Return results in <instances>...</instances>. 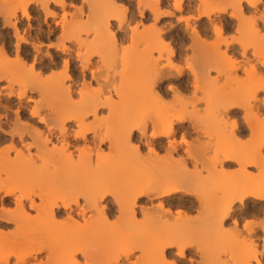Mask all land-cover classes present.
Wrapping results in <instances>:
<instances>
[{
	"label": "bare ground",
	"instance_id": "obj_1",
	"mask_svg": "<svg viewBox=\"0 0 264 264\" xmlns=\"http://www.w3.org/2000/svg\"><path fill=\"white\" fill-rule=\"evenodd\" d=\"M15 1L16 5L12 6ZM15 1L0 0L1 26L12 31L14 40L11 48L7 31H0V38L5 41L0 45V145L9 144L0 151V226L11 220L19 234L16 237V232L10 231L12 235L15 233L14 239L10 233V237L0 236V264H30L44 251L51 254L49 261L45 258L48 264H165L180 259L176 256L178 251L184 253L188 264H247L253 255L250 244L254 241L242 242L231 231L233 225L230 229L225 225L231 218L227 209L236 197L245 191L259 194L264 180L263 145L236 143L246 131L250 143L260 139L259 132L254 131L255 125H250L246 118L244 128L233 121L224 133L229 145L219 146L217 150H212L211 144L208 146L212 149L200 145L195 150L193 144H184L183 149L177 135L184 139L193 131L195 137L212 139L217 136V126H225L230 116H238L235 110L251 113L260 104L264 106V100L258 99V93L264 88L261 82L258 86L262 88L255 86L257 80L254 85L251 83L253 87L250 86L246 98L235 96L231 91L232 94L221 96L217 102L214 98L215 105L211 102L214 100L210 92L214 94L218 88L214 84L221 80L220 75L225 71L221 76L232 79L245 66L235 61L233 64L229 58L233 66L221 72L219 66L218 70L210 63L213 59L216 63L218 57L225 60L226 52L232 53L233 45H238L236 38L224 37L216 48L212 45L214 51L207 49L204 40L209 29L218 39L234 28L237 36L241 35L239 38L246 35L239 55L247 65L246 48L253 51L257 45L253 52L257 55L260 46L256 42L262 44L260 41L264 40L256 27L258 10L244 13L236 7L238 0H195V6L189 0H172L170 5L167 0H133L140 21H153L148 29L139 31L138 24L142 23L136 22L132 0H97L100 7L95 6L100 9L91 6L86 15L76 13L68 19L62 14L54 27L49 26L50 20L56 17V12L48 8L49 0ZM49 2L62 9L65 4L60 0ZM252 2L258 3V0ZM120 5L125 8L122 7L123 13ZM128 5L131 16L126 21ZM193 7L196 22L205 20L200 22L199 30L189 25L190 16H183L190 15ZM37 8L43 14L44 31L34 30L30 25L31 13ZM164 8L171 10L164 13ZM250 13L253 15L246 19ZM226 15L228 20L223 21L221 17ZM168 19L183 22L192 45L202 50L198 61L203 65L202 71L200 76L192 75L190 86L182 78V65L177 64L183 55L184 40L178 26L170 22L164 28L157 27ZM56 27H59L58 43H54V52L49 54L38 40L47 42L55 37ZM126 40L129 45L120 49L118 43ZM65 42L70 46L64 45ZM220 45L225 49L222 53ZM259 53L262 57L258 63L264 67L262 51ZM216 55L219 56L216 58ZM59 66L65 71L71 69V75L64 79L52 76L53 81L48 79L51 84L40 81L43 73ZM248 66L254 74L255 67L250 69L249 63ZM212 70L215 76H211ZM28 73L32 76L28 77ZM78 81L86 92L75 90ZM93 84L100 88L90 90ZM182 92L189 97H181ZM200 92L203 95L198 96ZM170 93L173 103L167 101L170 104L167 107L165 101ZM32 94L39 100L31 99ZM51 95L55 101H48V105L45 100L46 97L51 100ZM201 105L203 112L207 109L206 115L201 112L205 118L199 115L201 110L197 106ZM40 107L46 108L45 114ZM187 109L191 111L187 112L190 116L183 114ZM102 113H106L104 118ZM209 117L213 118L212 123ZM107 120H110L108 125ZM149 127L157 133L155 137L148 131ZM209 149L214 152L210 150V153ZM119 153L123 159L118 164L114 154ZM122 154L126 155L125 159ZM231 168L232 172L226 170ZM251 168L256 172H249ZM251 202L255 206L259 200ZM11 203L12 212L3 209V205ZM31 212L35 213L34 217ZM189 213L196 215L191 218L187 216ZM34 220L39 222L38 232L31 228ZM48 231L57 238L55 241L50 239ZM5 242L9 244H2ZM79 243L85 246L77 248ZM131 258L133 261L128 262Z\"/></svg>",
	"mask_w": 264,
	"mask_h": 264
},
{
	"label": "rangeland",
	"instance_id": "obj_2",
	"mask_svg": "<svg viewBox=\"0 0 264 264\" xmlns=\"http://www.w3.org/2000/svg\"><path fill=\"white\" fill-rule=\"evenodd\" d=\"M8 1V0H7ZM10 1V3H12L11 1H15V0H9ZM18 1V0H17ZM34 1H42V0H34ZM44 1H47V0H44ZM49 1H51V0H49ZM48 1V8H49V10L51 11V12H56V17L53 19V20H50L51 22H50V24H49V26L50 27H52V25H53V27L55 26V24L57 23V21L59 22V18L61 17V15L62 14H64L66 17H67V19L71 16V15H74V14H79V13H83L84 15H86L89 11H91V10H88L89 8L90 9H92V7L91 6H94V7H96V8H99L100 6L98 5V1L97 0H88L87 2L85 1V0H60V1H64L63 3H65V4H63L64 5V7H63V9L61 8V7H59V5L58 6H56V5H54V4H52V3H54V1H52V3L51 2H49ZM97 1V2H96ZM101 1V0H100ZM99 1V2H100ZM171 1L172 0H167V3L170 5L171 4ZM188 1V0H187ZM190 2H192V5L193 6H195L196 4V1L195 0H189ZM57 2V1H56ZM86 2V3H85ZM170 2V3H169ZM15 3H17L16 1L14 2V3H12L11 5L12 6H15L16 4ZM91 3V4H90ZM93 3V4H92ZM95 3H97V4H95ZM14 4V5H13ZM100 4V3H99ZM168 4H167V6H168ZM95 5H98L99 7H97V6H95ZM133 5V6H132ZM88 6V7H87ZM135 1H131V9L133 8L134 9V15H135V18H136V22H139L140 21V19H139V17H138V15L136 14V10H135ZM213 6V5H212ZM211 5H210V7H212ZM80 7V8H79ZM120 12L121 13H123L124 12V10H125V8H124V6H121L120 5ZM122 7L124 8V10L122 11ZM96 8H93V9H96ZM194 9L193 10H191V11H193V12H191L190 13V15H189V13L188 14H185V15H183V14H181L180 16H187V17H189V18H191V20H190V23H189V25L191 26V25H193V27L192 28H195L196 30H199V28H200V25L199 24H201V23H203L205 20L203 19L202 21L200 20V21H198V22H196V20L197 19H195V16H196V12H195V7H193ZM213 8V7H212ZM211 8V9H212ZM100 9V8H99ZM99 9H96V10H99ZM81 10V11H80ZM86 10H88V11H86ZM169 10H171V9H169ZM168 9H166V8H164L163 9V11L162 12H168L169 11ZM79 11V12H78ZM83 11V12H82ZM93 11V10H92ZM62 12V13H61ZM229 12V11H228ZM60 14V15H59ZM125 14V13H124ZM192 14V15H191ZM260 14V13H259ZM70 15V16H69ZM248 15H250V16H248ZM251 15H253V14H247V17H251ZM31 16H32V20H31V26L33 27V29L34 30H37V28L39 29H41L42 28V30L44 31V30H46V27H45V25L43 24V14H42V12H41V10L39 9V8H37L36 10H33V12L31 13ZM130 16H131V13H130V7H129V5L127 6V10H126V14H125V19H126V21H128V20H130ZM186 18V17H185ZM222 18V20L223 21H226V19L228 20V17H227V15L226 16H222L221 17ZM256 19V18H255ZM175 19H168L165 23H161V24H159V25H157V27L158 28H164V26H167L170 22H171V24L173 23H175L174 24V26H178V30L181 32V36L184 38V40H183V42H182V44H181V48H182V51H183V55H182V57L179 59L180 61H178V63L177 64H179L180 66H181V68L184 70V75H183V80L184 81H188V84H189V86H190V84H191V82H192V79H193V77H192V75L194 76H200V75H198V74H200L201 73V71L202 70H200V69H202V63L201 64H199L200 62H198L199 61V56L201 55L200 53L202 52V50L200 49L199 50V48H197L196 46H193L192 45V43L190 42V37L188 36V33L186 32V30H185V25H184V23L182 22H176V20L174 21ZM195 20V21H194ZM257 21V20H256ZM56 22V23H55ZM142 24H141V26H140V23L138 24V28H139V31H142L143 30V28H147L148 29V27H150L151 25H153V21H151V20H141L140 21ZM201 22V23H200ZM260 22H262V21H257V24L258 23H260ZM1 23H2V21H1V16H0V31H3L4 30V32H6L7 31V33H8V37H9V39H11L12 40V42H11V48H12V45L14 44V40L12 39V31L10 30V29H8V28H6V30H5V28L3 27V26H1ZM178 23V24H177ZM181 23V24H180ZM195 23V24H194ZM236 23L234 22V20L232 21V26L234 27V25H235ZM163 25V26H162ZM23 26H26V24H25V22H23ZM4 28V29H3ZM140 28H141V30H140ZM145 28V29H146ZM198 28V29H197ZM2 29V30H1ZM56 29H57V33H56V36L55 37H53V38H51L49 41H47V42H45L46 40H38L39 41V43L40 44H42L41 46H42V49L44 50V52H48L49 54H52L53 52H54V49L52 48V47H50L49 49H48V44L49 45H54V43H55V45H56V37L59 35V27L57 28L56 27ZM114 30V29H113ZM234 28L232 29V31L233 32H231V30L230 31H228L227 33H225L224 35H222L220 38H216V36L215 35H213L211 32H210V29L208 30V34L209 35H207L206 36V38L204 39L205 40V44L207 45V49L209 50V51H211V49H213L214 47L216 48L217 46H218V43L217 42H220L221 41V39H223L224 37L226 38V40H231V39H229L230 37H234V38H236L235 39V41H236V44H238V45H233V48L235 49L234 51H232V53H230V50H228V52H226V56L228 57H226L225 55V57L227 58H225V60L224 59H222V61L219 59V55H216V58L218 57V59L216 60L217 62V64L215 63V61H213V60H211V62L210 63H214V67H220V70H221V72L223 71V70H226V69H229L230 67V65H232L233 66V64H234V61L235 62H237V63H235V64H239V65H241V63L243 64V66H245V67H243V68H241V69H239L237 72H236V78L234 77V75L233 74H231V75H233V77H230V78H232V79H229V76L227 75V77H226V75H224V76H221V75H223V73L225 72H223L221 75H220V78L222 77H225V78H228V79H225V78H223V79H225V81H223V79L221 78V80L219 79L217 82L215 81V84L214 85H216L218 88H216V89H214V91L216 92V94H215V92H214V94L216 95H214L212 92H210V94L211 95H213V96H211L213 99L212 100H214V102L213 101H211L214 105H215V99H216V102H217V100L218 99H221L222 97L221 96H223V95H230V94H232V92H233V95H235V96H240L241 98H246V96L248 97L249 96V93H250V88H252L253 87V82L255 83L256 82V80H257V84H255V86H257V88H264V72H261V68H264V67H262L261 65H259L260 63H258V60H259V62H261V58L260 57H262V56H260L259 54V52H261L262 51V55H263V57H264V53H263V49H264V40H262V41H260V43H262V44H259V41H258V43L256 42V44H258L259 46V48L257 49L258 50V52H256L257 53V55L255 54L254 55V50H255V48L257 47V45H255L254 47V50L252 51V49L251 48H249V47H245L246 48V50H247V53L249 52V53H251V56L252 55H254L253 57H251L249 54V56H247V60H249V64L251 65L250 66V69H251V67H255V69H254V71H255V73L253 74V70L252 71H250L249 70V66H248V63H247V65L245 64V60L244 59H242L241 57H240V55H239V53H240V49L242 48V46H243V44H242V42H243V37H245V36H243L242 37V39L241 38H239L238 36H240L241 37V35H238L237 36V32H234ZM114 31H116V33H118L117 32V30H114ZM211 33V34H210ZM58 34V35H57ZM114 34H115V32H114ZM229 34V35H228ZM231 35H233V36H231ZM215 36V37H214ZM212 37V38H211ZM246 38V37H245ZM244 38V39H245ZM202 39V40H203ZM239 39V40H238ZM128 40V39H127ZM123 41L124 43H122V41H120L118 44H119V48L121 49V47L122 48H126L127 47V44L129 45V43H128V41ZM224 40V39H223ZM241 40V41H240ZM37 41V42H38ZM244 41H246V43H247V39L246 40H244ZM249 41V40H248ZM4 40H2L1 38H0V45H2V44H4ZM45 42V43H44ZM49 42V43H48ZM170 42H171V40H170ZM238 42V43H237ZM13 43V44H12ZM58 43V42H57ZM120 43H121V45H120ZM251 43V42H250ZM46 44H47V48H46ZM209 44H211L210 46H209ZM214 44V45H213ZM247 44H249V42L247 43ZM251 44H254V42L253 43H251ZM58 45V44H57ZM64 45H66V46H68L69 44L68 43H66L65 42V44ZM205 45V46H206ZM214 47H213V46ZM261 45H263V46H261ZM44 46V47H43ZM70 46V45H69ZM212 46V47H211ZM221 47V49H223L224 47L222 46V45H220ZM239 46V47H238ZM178 47H180V46H178ZM223 47V48H222ZM52 48V49H51ZM73 48V47H72ZM240 48V49H239ZM261 48H262V50H261ZM260 49V50H259ZM73 50V49H72ZM71 50V51H72ZM75 50V49H74ZM167 50V49H166ZM193 50V51H192ZM194 50H195V53H194ZM207 50V51H208ZM192 51V52H191ZM198 51V52H197ZM201 51V52H200ZM212 51H214V49L212 50ZM225 51V49H223V52ZM220 53H222V51H220ZM200 54V55H199ZM71 56V55H70ZM212 56H214V55H212ZM259 56V57H258ZM13 57V55L12 56H10V57H8V58H12ZM215 57V56H214ZM223 58V57H222ZM231 59V61L233 62V64H232V62L231 61H229L230 59ZM251 58H252V60H251ZM256 58V59H255ZM260 58V59H259ZM67 60H70V57H67L66 58ZM186 59L188 60V61H186ZM255 59V60H254ZM5 60L6 59H4V61L3 62H5ZM9 60V59H8ZM95 61H96V59H94ZM221 61L220 62V64H222V65H220L219 64V61ZM239 60V61H238ZM241 60V61H240ZM245 62H244V61ZM186 61V62H185ZM213 61V62H212ZM224 61V62H223ZM253 61H254V63H253ZM256 61V62H255ZM223 62V63H222ZM228 62V63H227ZM231 62V64H229ZM215 64H216V66H215ZM255 64H257V65H255ZM202 65V66H201ZM254 65V66H253ZM75 66H76V64H75ZM116 66H118V63H116ZM229 67V68H228ZM248 67V68H247ZM116 68H118V69H116ZM115 69L118 71L119 70V67H116ZM224 68V69H223ZM245 68L248 70V71H250V72H252L251 73V75H250V72H248L247 70H245ZM252 68V69H253ZM59 69V70H58ZM189 69V70H188ZM218 70H219V68H217ZM216 69V70H217ZM55 70V71H54ZM71 70V69H70ZM69 69H67L66 71H65V69H64V67H62V66H59V67H57V68H53V69H51L50 71H47V72H45V73H43L41 76H40V81L41 82H43V83H45V84H51L52 83V76H55L56 77V75L58 76V78H59V76H62L61 78L62 79H64L66 76H68V75H71V71H70ZM190 70H191V72H190ZM259 70V71H258ZM53 71V72H52ZM246 71H247V74H245L246 73ZM69 72V73H68ZM221 72H219V73H221ZM51 73H53L52 75H51ZM57 73V74H56ZM211 73H212V75H211ZM211 73H210V75L211 76H215V70H212L211 71ZM217 73H218V71H217ZM216 73V76L217 77H219V75ZM225 73H227V72H225ZM229 73V72H228ZM256 73H257V75H256ZM29 74V73H28ZM61 74V75H60ZM237 74H238V77H237ZM245 74V75H244ZM45 75H46V77H45ZM229 75H230V73H229ZM230 75V76H231ZM254 75V76H253ZM26 76H28V75H26ZM32 75L31 74H29V76L28 77H31ZM194 76V77H195ZM210 76V77H211ZM251 76V77H250ZM24 77V76H23ZM216 77V78H217ZM253 77V78H252ZM47 78V80H43V79H46ZM54 78V77H53ZM61 78H59V79H61ZM212 79L214 78V77H211ZM238 78V79H237ZM242 78V79H241ZM249 78V79H248ZM48 79H51L52 81L51 82H49L48 83ZM236 79V80H235ZM240 79V80H239ZM244 79V80H243ZM117 81H118V77H117V79H116ZM228 80V81H227ZM259 80V81H258ZM230 81V82H229ZM242 81V82H241ZM263 81V82H262ZM228 82V83H227ZM258 82L262 85V87H259L258 85H260V84H258ZM218 83V84H217ZM222 83V84H221ZM235 83V84H234ZM253 85H252V84ZM79 84H81L79 81H78V84L76 85V87H75V90L77 89V90H79V91H81V92H86V90L85 89H83L82 87H80L79 86ZM221 84V85H220ZM224 85V86H223ZM235 85V86H234ZM252 85V87H250ZM79 86V87H78ZM219 86H220V88H219ZM212 87H213V85H212ZM237 87V88H236ZM80 88V89H79ZM93 88H95V89H93ZM100 87L99 86H96V85H94L93 84V86H92V88L90 87L89 89L91 90V89H93V90H96V89H99ZM189 89H191L190 87H189ZM189 89L187 90L188 92H189ZM210 89V88H209ZM212 89V88H211ZM237 89V90H236ZM255 89V88H254ZM262 90V89H261ZM186 91V92H187ZM206 91V90H205ZM209 91V90H208ZM212 91V90H211ZM221 92V93H218V92ZM232 91V92H231ZM238 91V92H237ZM259 92H260V89L258 90ZM262 91H264V89L262 90ZM261 91V92H262ZM224 92V93H223ZM236 92V93H235ZM260 92V93H261ZM202 92H200V94L199 93H197V95L198 96H200V95H203V93L201 94ZM208 93V92H207ZM247 93V94H246ZM260 93H258V99L259 100H261V102L264 100V99H261V97H260ZM182 94H184V95H182ZM188 93H181V97H189V95H187ZM190 94V93H189ZM221 94V95H220ZM237 94V95H236ZM207 95V94H206ZM218 95H220L219 97H217ZM172 96V93H170V95H168L167 97H166V101H165V106H167V107H169V105L170 104H172L173 103V98L171 97ZM197 96V97H198ZM210 95H208V97H209ZM31 99H33L34 101H37V100H39V98H38V96L36 95V94H32L31 96ZM54 97V96H53ZM202 97V96H201ZM201 97H199V98H201ZM210 97V98H211ZM49 98L51 99L52 98V95H51V97L49 96ZM170 98H172V99H170ZM203 98H206V96H205V94H204V96H203ZM215 98V99H214ZM54 98H52L51 100H49L47 97H46V100H45V102L49 105L50 103H48V101L50 102H54L55 101V99L53 100ZM76 99H78L77 97H75L74 98V101H76ZM168 99H170V100H168ZM53 100V101H52ZM205 100V99H204ZM170 103H168V102ZM172 101V102H171ZM219 101V100H218ZM44 102V105L47 107V105H46V103ZM221 102V101H220ZM260 102V101H259ZM258 102V103H259ZM260 102V103H261ZM209 103H210V100H209ZM211 103V106L213 105ZM30 106H33L32 104H29ZM43 105V104H42ZM202 105H203V103H202ZM201 105V106H202ZM206 105V104H205ZM205 105H203L204 107H205ZM218 105V104H217ZM259 105V104H258ZM44 106V107H45ZM199 107V106H197V108H199V110H201V109H203V106L202 107ZM259 106H261V107H259ZM256 109H254V110H252L251 111V113H247L246 111H242V110H235V112H237V115L238 116H235V117H232V116H230L229 118H228V123H227V125H225L226 126V128H225V126H217V132H215V133H217L216 135L217 136H215L214 137V135L213 136H211V137H214V138H212V139H210V138H208V139H210L209 141H208V139L207 138H203V137H195V135H194V133H193V131H191V135H190V137H184V139L187 141V143L186 144H190V145H192L193 144V147L196 145V147H195V150L197 149V148H201V146H207V147H209L208 146V144H211V146L213 145V149H212V147H209V148H211L212 150H214V149H218V147L219 148H223V147H227L228 145H229V140L227 139V138H225V135H224V133L225 132H228L229 131V129H230V127H231V124H232V122L233 121H235V122H238V124L237 125H241V127H245L244 125H246L245 124V121H244V118H246L247 119V121L250 123V125H255L254 127L256 128H254L255 130L254 131H257V132H259L258 133V137H260V139L258 138L257 140H254V141H252L251 140V143H250V141L248 140V139H250V136L248 137V132L246 131V129H245V133L246 134H244V135H242L241 137H238L237 138V140H238V142H236L239 146H241L242 144H245V145H247L248 143H249V145H247V146H252V147H258V146H261V144L263 145V147H262V150H263V157H264V134H263V132H264V106H263V103L262 104H260ZM263 106V107H262ZM215 107V106H214ZM213 107V108H214ZM43 108V107H42ZM41 107H40V109H41V111H45L46 110V108H43L42 109ZM201 108V109H200ZM208 108H209V106H208ZM211 108V107H210ZM209 108V109H210ZM207 110V109H206ZM205 110V111H206ZM210 110H213V109H210ZM259 110V111H258ZM47 111V110H46ZM45 111V112H46ZM183 111V110H182ZM204 111V112H205ZM215 111V110H214ZM45 112L43 113V114H45ZM181 112V111H180ZM184 112V111H183ZM189 112H191L190 111V109H187V111L186 112H184L183 114H187L188 115V113ZM201 112H203L202 110L199 112V115L200 116H202L203 118H205L206 116V113H204V114H202ZM209 113L208 114H210V111H208ZM211 112H213V111H211ZM246 112V113H245ZM182 113V112H181ZM201 113V114H200ZM190 114V113H189ZM211 114H213V113H211ZM247 114V115H246ZM105 115H106V113H102L101 114V118H104L105 117ZM198 115V116H199ZM188 116H190V115H188ZM205 116V117H204ZM256 116V117H255ZM11 117H13V116H11ZM148 117H149V115H148ZM208 117V116H207ZM210 118V120H211V122L210 123H212V119H211V117H209ZM255 118V119H254ZM237 119V120H236ZM10 120H12V118L10 119ZM112 120V119H111ZM24 122V121H23ZM26 122V121H25ZM106 122V121H105ZM105 122L104 123H102L103 125H105ZM108 122H110V120H107V125L109 124ZM205 122V121H204ZM206 122H208L207 120H206ZM11 123H12V121L10 122V123H8L9 125V129L12 127V125H11ZM259 123V124H258ZM100 124V123H99ZM10 125H11V127H10ZM36 125V124H35ZM68 125H70L71 127H72V123H70V124H68ZM98 125V124H97ZM101 125V124H100ZM185 126H188L186 123L184 124ZM200 126H206V125H200ZM208 126V125H207ZM206 126V127H207ZM210 126V128H213V126H211V125H209ZM215 128H216V126H214ZM259 128V130H257L258 128ZM209 128V129H210ZM6 129H8V128H6ZM215 130V129H214ZM261 130H262V132H261ZM212 131H213V129H212ZM260 133H262L261 135H260ZM220 134V135H219ZM194 135V136H193ZM220 136V137H219ZM196 138H197V140L199 139V141H196ZM201 138H202V140H201ZM215 138H217V140L215 139ZM182 137L180 138V136H179V143L181 144V147L184 149V148H186V145L184 146V144L185 143H181L182 141H185ZM218 139L219 140H221L222 142L220 143V141H218ZM205 140V141H204ZM192 141V142H191ZM208 141V142H207ZM211 141H212V143H211ZM216 141V142H215ZM218 141V142H217ZM249 141V142H248ZM197 142V143H196ZM200 142V143H199ZM240 142V143H239ZM198 143H199V146H198ZM218 143H220V144H218ZM247 143V144H246ZM4 144V143H3ZM3 144H1L0 145V151L3 149H5L6 147H8V146H6V144L7 145H9L7 142H5V144L3 145ZM253 144V145H252ZM259 144V145H258ZM215 145L217 146L216 148H214L215 147ZM255 145V146H254ZM6 146V147H5ZM103 149H105V147H103ZM211 149H209L208 151H210ZM2 150V151H3ZM198 150V149H197ZM211 150V151H212ZM1 151V152H2ZM210 151V153H212V152H214V151H212L211 152ZM104 152H105V154H107L108 152H107V150H104ZM107 152V153H106ZM145 152H146V150H145ZM144 153V152H143ZM117 154V153H116ZM116 154H114L115 156V158H114V160L119 164V163H121L122 161H121V158H122V156H120L121 155V153H119L117 156H116ZM109 155H112V154H109ZM109 155L107 156V157H109ZM122 155H124V154H122ZM212 155V154H211ZM125 156L126 155H124V159H125ZM109 158H111V156L109 157ZM116 159H118V161L116 160ZM120 159V160H119ZM123 159V158H122ZM128 160L129 159H127V160H124V162H128ZM121 161V162H120ZM228 172H232L234 169L233 168H231V169H226ZM264 175V174H263ZM264 181V180H263ZM30 191V190H29ZM32 191V190H31ZM30 191V192H31ZM26 193L28 192L27 190L25 191ZM24 192V193H25ZM29 192V193H30ZM32 193V192H31ZM1 207V206H0ZM7 208V209H6ZM13 208H14V205L11 203V204H9V205H3V209L5 210H9V212L12 210L13 211ZM11 211V212H12ZM5 212V211H4ZM8 212V213H9ZM33 217H34V215H35V213L33 212H31L30 213ZM8 215V214H7ZM195 213H189V214H187V216H189V217H195ZM11 219V218H10ZM141 220V218H139L138 219V221H140ZM3 221H5L4 219H3ZM35 221V220H34ZM12 222V223H11ZM32 222V221H31ZM31 224V223H30ZM29 224V225H30ZM36 224V225H35ZM34 227H31L32 228V230H35L36 232H38L39 231V229L40 228H38V225H39V222H38V220L37 221H35L34 222ZM33 225H31V226H33ZM14 226H16L15 224H13V221H11V220H9L8 222H7V224H3L2 226H0V233L2 234H0V236L2 237L3 235L6 237V236H8V234L10 233V235L12 236V237H10V236H8V237H10L11 239H14V238H16L17 237V234H19L18 232H16V228L14 227ZM26 226V225H25ZM28 227V225L26 226V228ZM230 227H231V224H228L227 225V229L229 228L230 229ZM34 228V229H33ZM36 228H37V230H36ZM3 230V231H2ZM10 231H15L16 232V234L14 235V236H16V237H14L13 235H12V233L10 232ZM52 231V230H51ZM51 231H48L49 232V234H50V232ZM48 232H47V235H48ZM53 233L55 232V231H52ZM6 234V235H5ZM52 234H50V239H52L53 238V240L54 239H57V238H54V237H52L51 236ZM3 236V237H4ZM0 237V238H1ZM52 237V238H51ZM8 239V241L9 240H11V239ZM258 238V237H257ZM3 240L5 239V238H2ZM7 241V242H8ZM55 241V240H54ZM1 242V241H0ZM2 242H4V241H2ZM229 242V241H228ZM227 242V243H228ZM254 243L255 244H259V243H261V241L259 240V238H258V240L257 241H254ZM254 243H253V245H254ZM2 244H4L5 246H7V244H9V243H7L6 244V242L5 243H2ZM83 243H79V245L77 246V248L78 247H83V246H85L84 244L82 245ZM229 244V243H228ZM262 244V243H261ZM1 245V244H0ZM251 245V247L253 246L252 244H250ZM1 248V247H0ZM257 250H259V249H257ZM46 252V253H45ZM48 252L47 251H44L43 253H41L40 255H38L36 258L37 259H35L34 261L32 260L31 261V263L30 264H44V262H46L47 260L49 261V257L50 256H48L49 254H47ZM55 254H56V252H55ZM136 254V253H135ZM51 255V254H50ZM134 256H137V254L136 255H134ZM48 257V259L46 260L45 258H47ZM54 258V257H53ZM193 258H196L195 260H197V257L195 256V257H193ZM44 260V261H43ZM48 261H47V264H48ZM131 261H133V258H131L128 262H131ZM49 263H53L52 261H50ZM123 263H125V264H127L126 262H123Z\"/></svg>",
	"mask_w": 264,
	"mask_h": 264
},
{
	"label": "snow or ice",
	"instance_id": "obj_3",
	"mask_svg": "<svg viewBox=\"0 0 264 264\" xmlns=\"http://www.w3.org/2000/svg\"><path fill=\"white\" fill-rule=\"evenodd\" d=\"M236 7L240 8L244 13H248L250 9L258 10L260 15L256 16V20L262 22L258 23L256 27L258 28L259 34L264 37V0H258V3L252 2V0H249L248 3H244V0H238ZM245 18L250 19L247 16ZM49 47H55V45H49ZM261 72H264V68H261ZM169 91L171 92V89ZM260 97L264 99V91L260 93ZM148 131L152 133L153 137L157 134L151 127H149ZM177 140H179L178 135ZM182 143L186 144L187 141H182ZM249 172L255 173L256 169L251 168ZM252 199L259 200V203L253 206ZM241 204H246V206L241 207ZM227 211L231 213V218L227 220L225 227L228 224L233 225L231 231L236 234L238 239L244 243L255 241L257 237L260 241H264V181L261 182L259 194L255 191H245L243 195L236 197L229 204ZM252 252L253 255L247 264H264V244L254 243ZM176 256L180 257V259L170 260L165 262V264H188V260L182 251L176 252Z\"/></svg>",
	"mask_w": 264,
	"mask_h": 264
}]
</instances>
